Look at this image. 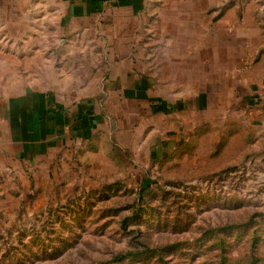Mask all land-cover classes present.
<instances>
[{
	"label": "rangeland",
	"instance_id": "1",
	"mask_svg": "<svg viewBox=\"0 0 264 264\" xmlns=\"http://www.w3.org/2000/svg\"><path fill=\"white\" fill-rule=\"evenodd\" d=\"M33 9L0 2V264H264V0ZM130 52L151 108L110 97Z\"/></svg>",
	"mask_w": 264,
	"mask_h": 264
},
{
	"label": "crops",
	"instance_id": "2",
	"mask_svg": "<svg viewBox=\"0 0 264 264\" xmlns=\"http://www.w3.org/2000/svg\"><path fill=\"white\" fill-rule=\"evenodd\" d=\"M2 1H4V0H0V2H2ZM17 1H20V6L22 5L25 7V5L26 6L30 5L32 8H35V9H33V11L34 10L35 11L40 10L41 5L42 4L44 5V3H46L48 6V9H50L51 12L53 11V15H58L60 17H66V19L68 20L67 22H70V21L72 22V23H70L72 25H70V27H69V32H80V31L86 32L88 30L93 31V28L88 26V25L83 24V25L78 26L77 24L78 23L81 24L82 22L90 19V17L91 18H94V17L97 18L101 14H105L106 11L109 10L110 8L111 9L127 10L129 13H131V15L137 16L138 14L144 15V14L148 13L150 11V9L153 7V5H155L157 2H159V4L164 3L165 5H168V0H17ZM53 2H56V4L58 5V7H59L58 10L54 9ZM152 2H154L155 4L154 3L152 4ZM122 10H120V11H122ZM143 15H141V16H143ZM122 29H125V26H122V25L118 26L117 32L123 33L124 30H123V32H121ZM127 31H128L127 33H129L128 38L130 39L129 45H131V48H133L135 46V44L131 43V32H130L131 30L129 27L127 28ZM128 38H126V39H128ZM122 39L123 38L122 37L120 38V36H119L117 44L112 43V45H118L119 49H122L123 47H125L124 45L126 44L125 42L122 41ZM129 45H128V47H129ZM133 58L134 57L132 56L131 52L128 54V57H126L125 55H122L120 53L111 54V59H112L111 63H112V65L115 66V69H114L113 75H112L113 84L110 87V97H118V98L122 97L123 100H120L119 103L120 104L123 103L124 105L131 103V101L135 102L137 105H140V104L145 102V104H149V106L151 108V106L153 105V102L151 101L152 96H150V94H148L147 89L145 90L143 88L137 87V84L139 83V81H137L134 78V80H136V81H135L134 85L132 86V88H131V86H129V87L123 86L124 83H122V82H125L127 80L131 81V77L133 76V73H134V68H133L134 67V65H133L134 59ZM143 78H145V77H143ZM144 80H146V78ZM144 80L142 82H146ZM114 81H116V82L114 83ZM38 95H41L40 92L38 93ZM20 108L16 107L14 109L11 108L10 110H6V113L5 112L3 113L4 117L2 119V122L7 121L8 123H10L9 122L10 116L12 114L18 112V111L22 112ZM45 109H48L46 111H49V108L36 107L33 112L28 113L29 114L28 116H30L31 123H32L30 125L31 131L35 132V133L38 131H41V130H45V133L46 132L50 133V131H53V132L60 131V130L54 131L57 124L56 125L54 124L55 128H53V126H51L48 122L40 123L41 120H39V118L40 119L44 118ZM79 109H80V107H76L74 113L80 111ZM153 111H151V112H153ZM144 112H146V111H144ZM154 112L163 113L164 111H154ZM78 114H81V113L78 112ZM19 115H17V114L14 115V116H16L15 117L16 122H17V120L21 121L20 119H18ZM56 115H57L56 113L52 114V116L53 117L55 116V118H56ZM52 116H49V118H52ZM148 116H150V115H148ZM69 117H72V114L71 115L69 114ZM55 118L53 119L54 121H56ZM57 122L60 123L59 121H57ZM26 123H27L26 121L24 122L22 120L20 122L19 129H22V126H24ZM58 127L59 126H57V128ZM16 128H18L17 124H16ZM50 128L51 129L53 128V129L49 131ZM37 136H39V135H37ZM8 143L10 144V141H8ZM23 143L25 144V142H21V143H19V145L21 144V146L23 147V145H24ZM16 145H18V144H16ZM15 147H17V146L12 147V148H14L13 151L15 150ZM22 147H20V148H22ZM20 150H23V149H20ZM5 151L6 150H4L0 147V154L1 153H3V154L9 153V152H5Z\"/></svg>",
	"mask_w": 264,
	"mask_h": 264
}]
</instances>
